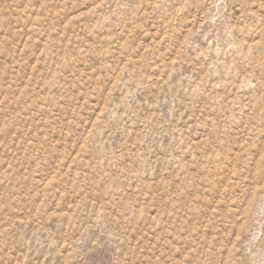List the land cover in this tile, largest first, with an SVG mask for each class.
Returning <instances> with one entry per match:
<instances>
[{"label": "rangeland", "instance_id": "374dc122", "mask_svg": "<svg viewBox=\"0 0 264 264\" xmlns=\"http://www.w3.org/2000/svg\"><path fill=\"white\" fill-rule=\"evenodd\" d=\"M0 264H264V0H0Z\"/></svg>", "mask_w": 264, "mask_h": 264}]
</instances>
